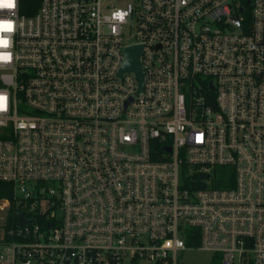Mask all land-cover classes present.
<instances>
[{"label":"built area","instance_id":"built-area-1","mask_svg":"<svg viewBox=\"0 0 264 264\" xmlns=\"http://www.w3.org/2000/svg\"><path fill=\"white\" fill-rule=\"evenodd\" d=\"M9 2L0 264H264V0Z\"/></svg>","mask_w":264,"mask_h":264},{"label":"rangeland","instance_id":"rangeland-1","mask_svg":"<svg viewBox=\"0 0 264 264\" xmlns=\"http://www.w3.org/2000/svg\"><path fill=\"white\" fill-rule=\"evenodd\" d=\"M178 264H220V259L211 251L190 248L179 252Z\"/></svg>","mask_w":264,"mask_h":264},{"label":"trees","instance_id":"trees-1","mask_svg":"<svg viewBox=\"0 0 264 264\" xmlns=\"http://www.w3.org/2000/svg\"><path fill=\"white\" fill-rule=\"evenodd\" d=\"M40 2L41 0H21V6H20L21 13H24L27 15L35 13L40 5ZM219 168L225 171H229L231 167L225 166V167H219ZM215 185L218 187L227 186L223 184L221 180L219 179L217 180ZM11 194H12V190L10 189V184L0 182V198L7 197V196L11 197Z\"/></svg>","mask_w":264,"mask_h":264},{"label":"water","instance_id":"water-1","mask_svg":"<svg viewBox=\"0 0 264 264\" xmlns=\"http://www.w3.org/2000/svg\"><path fill=\"white\" fill-rule=\"evenodd\" d=\"M141 47L140 46H135L132 48L127 49L126 51V62L125 65L123 67V70H127V71H135L137 76L139 77V79L141 81H143V74H142V70H141V63H140V54H141ZM142 86V84H141ZM202 177H205V175L203 174ZM19 224H23V218L21 217L19 220Z\"/></svg>","mask_w":264,"mask_h":264},{"label":"snow or ice","instance_id":"snow-or-ice-1","mask_svg":"<svg viewBox=\"0 0 264 264\" xmlns=\"http://www.w3.org/2000/svg\"><path fill=\"white\" fill-rule=\"evenodd\" d=\"M3 6H6V7H9L11 8L13 6V4L11 2L7 3L6 5L4 4V0H0V7H3ZM10 30V28H9ZM4 43H6V41H4Z\"/></svg>","mask_w":264,"mask_h":264}]
</instances>
